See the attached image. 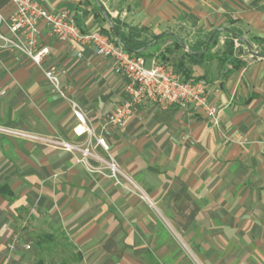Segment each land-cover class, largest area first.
<instances>
[{"label":"crops","instance_id":"1","mask_svg":"<svg viewBox=\"0 0 264 264\" xmlns=\"http://www.w3.org/2000/svg\"><path fill=\"white\" fill-rule=\"evenodd\" d=\"M35 1L48 11L69 10L85 32L109 29V15L165 35L147 51L148 67L164 57L176 69L185 45L216 29L236 28L248 42L264 39L262 0ZM14 10L0 0L4 20ZM2 32L9 34L6 26ZM40 43L49 51L45 66L63 72L100 134L126 97L113 63L88 48L79 58L46 28ZM239 59L243 66L231 74L217 60L186 64L207 85L219 127L195 110L140 107L108 137V153L95 150L102 161L87 158L89 171L79 150L88 135L79 136L71 106L33 62L0 48V126L33 136L0 138V186L13 194L0 195V264H63L55 257L70 245L83 259L68 264H167L169 256L180 258L182 245L202 264H264V59L248 51ZM110 159L121 184L108 170L97 171ZM15 217L31 229L46 227L55 242L39 241L47 233L13 230ZM58 230L69 247L58 241Z\"/></svg>","mask_w":264,"mask_h":264},{"label":"built area","instance_id":"2","mask_svg":"<svg viewBox=\"0 0 264 264\" xmlns=\"http://www.w3.org/2000/svg\"><path fill=\"white\" fill-rule=\"evenodd\" d=\"M10 1L15 10L7 20L0 16V48L12 50L33 62L42 71L53 94L71 106L79 123L77 131L81 129L79 136L88 135V142L79 150L83 157L81 162L89 171L93 168L88 166L87 158L93 157L102 161L96 156L95 150L101 148L108 153V137L121 128L140 107L153 105L161 110H195L219 127L220 110L210 103L209 90L204 82L186 80L181 73L158 59L153 60L148 67L145 58L132 56L115 39L101 31H81L69 10L48 11L35 0ZM2 26H6L8 35L3 34ZM43 28L58 42L68 44L72 50L77 51L79 58L82 56L80 50L88 48L97 56L111 61L115 74L122 78L126 97L107 115L100 134H96L89 126L87 113L66 84L63 72L56 65L45 66L49 51L40 43ZM1 133L32 138L24 132L3 127H0ZM65 146L69 149L75 148L69 144ZM104 170H108L111 177L121 184L120 170L113 159L106 162L104 167L97 168L100 173Z\"/></svg>","mask_w":264,"mask_h":264},{"label":"trees","instance_id":"3","mask_svg":"<svg viewBox=\"0 0 264 264\" xmlns=\"http://www.w3.org/2000/svg\"><path fill=\"white\" fill-rule=\"evenodd\" d=\"M102 11H104L103 8ZM104 20L109 22L110 27L109 29L101 28L99 31L110 38L115 39L116 43L121 45L124 50H126L132 56L147 58V51L150 48L156 46L158 41L165 37V35L154 36L151 40H149L143 37L146 30L122 24L118 20L112 19L109 15H107ZM126 29L128 30L127 32ZM223 35L226 36V40L223 48L221 49V55L218 57V61L219 67L225 66L226 64L231 66V69L227 72L228 74H231L234 70L238 69L244 64L243 61L239 59V56H237L235 41H237L240 45L245 44L248 48V52L252 53L253 56L264 59V39L253 37L248 42L242 38L241 33L236 28L216 29L206 34L203 38H199L194 43L185 45L183 58L178 64L177 68L182 71V75L186 80L203 81L202 77L194 78L192 72L186 68V64H204L210 56L211 51L219 44L220 38ZM180 41L183 44V41ZM252 42L254 43L252 44ZM178 48L179 46L176 47V49ZM167 51L172 53L174 52V49L172 50L169 48ZM162 60L164 61L165 58L163 57ZM0 195L12 196L13 194L7 185H3L0 186ZM39 241L48 244L55 242V239L49 234H46L44 239L40 238ZM67 246L65 244L63 245V247ZM82 259V255L78 252L76 254L72 253L71 258H68V260L62 259V262L63 264L80 263Z\"/></svg>","mask_w":264,"mask_h":264},{"label":"rangeland","instance_id":"4","mask_svg":"<svg viewBox=\"0 0 264 264\" xmlns=\"http://www.w3.org/2000/svg\"><path fill=\"white\" fill-rule=\"evenodd\" d=\"M114 20H118V19H114ZM118 21L120 23H122L120 20H118ZM122 24H124V23H122ZM125 25H127V24H125ZM127 31L128 30L126 29V32ZM143 37L151 40L154 36H152L149 32L146 31L144 33ZM225 40H226V36L224 35L223 37L220 38V42L221 43L219 42V44L211 51V54L208 57L207 61H205V63L202 64V65H205L206 63H208L210 61H213V60H217V62L219 64L218 57L221 55V49L223 48V45L225 43ZM235 48H236V51H237V56H240L244 52H247L248 51V48H247V46L245 44L244 45H240L237 41H235ZM174 70L177 71L178 73H181L182 74V71H180L178 68H176ZM0 127H3V126H0ZM3 128H6V127H3ZM6 129L14 130V131H18V132L19 131L20 132H23L21 130H16V129H12V128H6ZM0 138H9V139H13V140L15 139V140H18V141L27 140V138H22V137L10 135V134H5V133H1L0 134ZM38 226L39 225H37L36 227H32L33 229H31V228L25 226L24 223L18 221L16 217H15V222L12 225L13 230H15L17 232H20L22 230H25L26 228L27 229L29 228L34 233H36L37 236L40 235V237H43L42 235H44L48 231H47L46 227H44V229H43V227L42 228H39ZM55 234H56V237H57L58 241H60V243H62L63 245L65 244L67 246V243L62 239V236H63L62 232L60 230H58V233H55ZM36 235H34V236H36ZM67 247H69V246H67ZM70 248H71V246H70ZM70 248H68L67 250H65L66 252H63L59 258H57V256L55 258L57 260H61V259H67L68 260V258H71V252H72V250ZM193 251L195 252V250H193ZM180 252H182L181 255H180V258H179V256H175V257L174 256H169L168 259L166 260L167 264H186V263H182L181 262V260L182 259H185V258L188 260V264H202L198 260L197 255L194 252H192V250H190L188 247L182 245L181 248H180ZM51 259H52V257H51ZM154 264H165V263L157 262L155 260Z\"/></svg>","mask_w":264,"mask_h":264}]
</instances>
